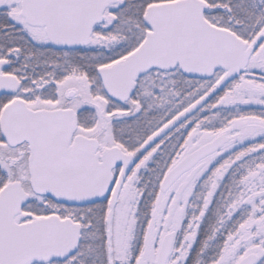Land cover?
Returning a JSON list of instances; mask_svg holds the SVG:
<instances>
[{"label": "snow or ice", "instance_id": "obj_1", "mask_svg": "<svg viewBox=\"0 0 264 264\" xmlns=\"http://www.w3.org/2000/svg\"><path fill=\"white\" fill-rule=\"evenodd\" d=\"M0 264H264V0H0Z\"/></svg>", "mask_w": 264, "mask_h": 264}]
</instances>
